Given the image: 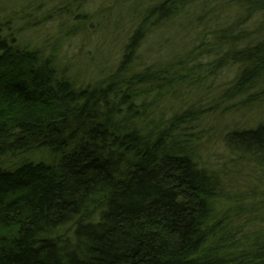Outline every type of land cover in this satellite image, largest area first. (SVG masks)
<instances>
[{
    "label": "trees",
    "instance_id": "16d2710c",
    "mask_svg": "<svg viewBox=\"0 0 264 264\" xmlns=\"http://www.w3.org/2000/svg\"><path fill=\"white\" fill-rule=\"evenodd\" d=\"M49 1L67 38L99 0ZM112 15L120 51L86 84L0 27V264H264V218L198 144L201 121L264 99V0H114ZM229 61L231 86L190 104ZM227 139L264 157V123Z\"/></svg>",
    "mask_w": 264,
    "mask_h": 264
},
{
    "label": "rangeland",
    "instance_id": "374dc122",
    "mask_svg": "<svg viewBox=\"0 0 264 264\" xmlns=\"http://www.w3.org/2000/svg\"><path fill=\"white\" fill-rule=\"evenodd\" d=\"M50 6L49 0H0V27L3 34H6L9 25L24 45L42 48L46 53L56 48L59 58L69 65L70 74L77 83L86 84L97 79L104 65L113 62L120 51V40L115 39L117 32L105 29L109 28L106 23L109 17L113 16L114 0L95 1L90 5L85 19L70 20V25H80L84 33L67 38H64V31L58 26L59 22L43 21L42 13ZM29 20L40 21L29 27ZM183 35L180 40L185 39ZM190 37L197 38L193 31ZM183 45L186 46V43L183 42ZM213 57L205 56L200 62L212 63ZM240 70L239 65L229 61L206 76L200 77L197 72L195 76L200 77V81L192 88L194 94L192 92L193 95L186 98H191L190 104H206L208 95L211 92L212 96L220 95L231 86ZM253 92L259 91L256 89ZM184 100L175 103V107L178 103L180 106L184 105ZM238 105L226 113H213L201 121L198 129L201 138L198 143L199 153L204 164L222 171L229 193L232 197L239 198L242 207L258 222L264 218V157L235 152L230 148L227 138L228 133L234 129L248 130L264 123V99L245 106Z\"/></svg>",
    "mask_w": 264,
    "mask_h": 264
}]
</instances>
